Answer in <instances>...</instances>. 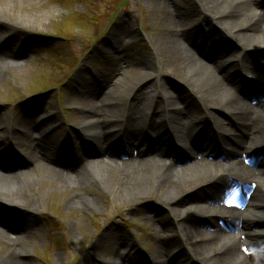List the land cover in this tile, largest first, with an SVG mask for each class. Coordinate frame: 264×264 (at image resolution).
<instances>
[{
    "label": "bare ground",
    "instance_id": "bare-ground-1",
    "mask_svg": "<svg viewBox=\"0 0 264 264\" xmlns=\"http://www.w3.org/2000/svg\"><path fill=\"white\" fill-rule=\"evenodd\" d=\"M20 1L0 0L7 8L0 10V88L26 68L31 51L22 34L3 36L7 25L30 23L14 14ZM152 1L163 18L160 48L176 71L165 75L171 93L153 81L148 60L136 64L127 87L109 78L102 97L81 76L78 126L64 137L56 135L57 113L41 117L29 104L14 115L0 104V264H34L24 241L47 193L74 209H92L104 196L130 204L154 196L167 205L169 217L153 219L151 251L117 228L110 230L113 258L99 264H134L140 256L144 264H264V159H255L264 151V0H200L180 14L170 0ZM124 25L115 39L128 32ZM117 42L106 44L117 49ZM143 84L146 92L131 99ZM90 153L100 157L88 161Z\"/></svg>",
    "mask_w": 264,
    "mask_h": 264
},
{
    "label": "rangeland",
    "instance_id": "rangeland-1",
    "mask_svg": "<svg viewBox=\"0 0 264 264\" xmlns=\"http://www.w3.org/2000/svg\"><path fill=\"white\" fill-rule=\"evenodd\" d=\"M199 1L170 0L176 10L170 9L177 14L185 13L196 7ZM156 7L152 0H21L14 14H20L30 23L24 22L23 27L14 29L7 25L3 36L22 34L31 51L25 59L26 68L12 71L8 82L0 88L1 106L7 111L11 109L14 115L16 112L23 114V109L29 104L38 108V116L41 117L57 113L61 119V130L56 135L64 137L68 128L76 130L78 126L79 96L74 88L75 81L81 76L83 86L93 88V93L102 97L111 89L106 85L109 78L114 77V83L121 80V86L127 87V77L136 70V64L148 60L153 81L171 93V78L165 75H175L176 71L168 66L171 60L164 57L162 46L160 48L164 38L163 18ZM3 9H7L6 5L0 3V10ZM258 9L259 12L263 10ZM124 22L129 24L124 25L128 32L115 39L114 31ZM109 40L121 43L117 42V49H110L106 44ZM117 59L122 61L118 64ZM213 60L209 57L207 62L214 67ZM118 65L124 67L125 73L116 74ZM87 72L91 73L89 77ZM179 84L175 83L176 88L184 91ZM146 89L143 84L130 98H138ZM230 89L234 91L233 86ZM184 94L188 95V92ZM243 99L247 103L258 101L249 96H243ZM34 135L35 138L40 137L37 131ZM99 157L95 153L87 155L88 161ZM255 159L259 160L258 165L264 159V151H260ZM21 163L26 165L24 161ZM251 167L258 170L256 162ZM55 195L47 193L38 217L39 224L33 227L24 241L34 264H88L90 255L96 264L101 258L112 259L116 236L110 234V230L117 228L138 243L141 250L149 252L157 245L153 219L169 217L167 205L154 196L134 204L104 196L92 209H74ZM2 208V213H8L6 207ZM121 211L124 219L120 220L118 215ZM140 258L139 263L144 264L141 256L134 258V264H138Z\"/></svg>",
    "mask_w": 264,
    "mask_h": 264
}]
</instances>
